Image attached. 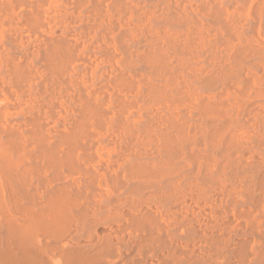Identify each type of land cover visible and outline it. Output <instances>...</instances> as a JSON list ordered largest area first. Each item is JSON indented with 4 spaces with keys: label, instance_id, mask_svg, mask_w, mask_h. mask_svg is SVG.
Instances as JSON below:
<instances>
[{
    "label": "bare ground",
    "instance_id": "1",
    "mask_svg": "<svg viewBox=\"0 0 264 264\" xmlns=\"http://www.w3.org/2000/svg\"><path fill=\"white\" fill-rule=\"evenodd\" d=\"M59 211L150 241L166 214L173 264H264V0H0V264H102Z\"/></svg>",
    "mask_w": 264,
    "mask_h": 264
},
{
    "label": "rangeland",
    "instance_id": "2",
    "mask_svg": "<svg viewBox=\"0 0 264 264\" xmlns=\"http://www.w3.org/2000/svg\"><path fill=\"white\" fill-rule=\"evenodd\" d=\"M10 212H11V213H10L11 215H14L12 211H10ZM72 212H73V211H72ZM75 212H80V213L82 212V214H83L82 219L84 218V219L87 220V221L89 220L88 222H89L90 224H89L87 221H84V220H83L82 223H81L76 217L73 216V220H72V222H71V226H72V227H70L71 236H72V234H73V236H74L73 238L79 237V236H81V234L83 235V232H84V233H85V231L89 232V230L91 229L90 232H89V233H90L89 236H87L86 234H85V235H86L87 237L90 238L91 232H92V234H95V237H93L94 235H93V236L91 235V236H92V239H95V241H94V240L92 241V244H93V242H98V243H99V241L102 243V241L105 242L106 240H107V242H105V243H108L109 241H110V243L112 242L111 245H112V246L114 245V246H113V249H114V255H113V256H115V255H116V256H115L114 258H113V257H112V258L109 257V258H107L108 260H109L110 258H111L112 260H114V261H118V260H116V259H118V258L120 259L121 255H122L121 253H123V251H119V250H123V249H121V247L123 248V245H124V244H123L124 241L122 240V237H123V236L125 237V235L127 234L128 231H129V233H128L129 235H127V236L132 238V243L135 241V242H134V245H135V246H138V248H139V240H138V243H136V242H137L136 239H135V240L133 239L134 234H135V235L140 234V235H138V236H141V237L143 238L142 241L140 240V241H141L140 243H144V244H146V243L148 242L147 245H143V244L140 245V249L134 247V245H133V247H134V249H135V251H134L135 258H137L138 260H141V259H142L143 261L145 260V262H146V261H150V263L155 264V261H154V260H156V258H157L156 261L159 260L158 262H160V263H158V264H161L162 262H165V261H163V260H165V259H164L162 256H164V255L170 253L169 251L165 250V248H163V249H164V250H163V249H162V246H161V243H160L161 241H163V239H165V240H168V238L171 239V232H169V231H172V228L174 227V224H173L172 220H170V218H168V216H167L165 213H164L165 215L161 214L163 217L160 216V217H159L160 219H158L159 225L162 224L161 222H163L164 224H162V226L159 228V230L156 231V234H155L156 237H158V236H159V237H160V236H163V237L161 238V241L159 240L160 242H159L157 239H155L156 241H158V243L156 242V243L153 244V242H155V240H154V241H150V238H148L149 236L146 235V232H145V231L138 230L137 232H139V233H137V232H136V229H137V228H136V229H133V225H132V227L130 228V229H132V231L129 230V229L127 228V227H128V223H127V222L130 221V220L132 221V219H131L132 217H131V216H130V217L128 216V214L131 215V213H130L131 211H122L123 213L120 211V214L118 213L119 216L117 215V213H116L115 211H96V213H97V212H98V213L101 212V213H100L101 215H100V214H97V216H98L99 218L102 217V216H103V217L106 216V213H108V212H109L110 215H112L113 213H115V215H117L119 218H120V215H121L122 220H121V219H120V220H121L122 222L119 221L120 224L123 223V220H126L124 217H126V214L128 213L127 216H128V218H129L130 220H128V221L126 220V221H125V222H126L125 224L123 223V225H126V224H127V225H126V228H127L126 231H123V227H124V226H123L122 224H121V225L118 224V220H119V219L117 218V216H116V217L113 216L114 214H113L110 218L113 219L112 217H115V219L110 220V218H108L110 221L107 220L108 225L105 226L106 228L104 227V229H103V228H101V227L104 226V223L106 222V218L108 217V214H107V217H104V218H105V219H103V220H105V222H104L103 220H101L102 218H101V219H98V217L95 215L96 213H95L94 211H92V212H94V214L91 213L90 211H88V212H86V211H85V212H83V211H74V213H75ZM118 212H119V211H118ZM125 212H126V213H125ZM103 213H104V215H103ZM10 214H9V212H7V214L5 213L6 216H9ZM91 214H92V215H91ZM89 215H90L91 217H90ZM99 215H100V216H99ZM123 215H124V216H123ZM92 216H93V217H92ZM95 216H96V217H95ZM166 216H167V218H166ZM88 217L91 218V219H93V221H91V219H89ZM161 217H162V219H163L164 221H161ZM75 219H76V220H75ZM116 219H118V220H116ZM94 220L97 221V222H99V223H98V224H97V222L95 223ZM159 220H160L161 222H160ZM165 220H166L167 222H166ZM73 221H74V222H73ZM90 221H91V222H90ZM100 221H101V222L103 221L104 223L101 224ZM108 221H109V222H108ZM111 221H113V222L116 221L117 223H113V224H112ZM170 221H171L172 223H171ZM85 222H87L89 225H88L87 223H85ZM93 222L95 223L94 225H95L96 227L93 226V224H92ZM109 223H111L112 226H111V224H110V226H109ZM130 223H131V222H130ZM170 223H171L172 225H171ZM79 224H80V226L82 225V227H80ZM100 224L103 225V226H100ZM115 224H118V227H117ZM132 224H133V221H132ZM91 225H92V227H93L95 230L92 229V228H90ZM98 225H99L100 227H99ZM105 225H106V223H105ZM163 225H166L165 227H167V228H165ZM75 226H78V230H77L78 232L75 230V229H77V227H75ZM86 226H87V227H86ZM97 226H98V227H97ZM108 226L111 227V228L109 229V231L112 230V228H113V229L115 230V233H114L113 230L110 231L111 233H109V232H108V228H109ZM115 226H116V228H115ZM119 226H120V227L123 226L122 229H120ZM79 227H80V229L83 228V227H84V228H88V229L90 228V229L88 230V229H84V228H83V229L80 231ZM74 228H75V229H74ZM99 228H100V231H99ZM134 228H135V227H134ZM168 228H169V229H168ZM170 228H171V229H170ZM117 229H118V230H117ZM161 229H162L163 231H162ZM164 229H165V231H164ZM166 229H167L168 231H167ZM93 230H94V232H93ZM97 230H98L99 232H101V233H99ZM104 230H106L107 233H106ZM116 230H117V231H116ZM120 230H121L122 232H121ZM133 230H135V232H134ZM160 230H161V231H160ZM36 231H37V230H36ZM72 231H73L74 233H73ZM166 231H167V232H166ZM76 232L79 233V234L76 235V234H77ZM96 232H97V233H96ZM112 232H113L114 234H112ZM117 232H118V234H120L121 236L123 235V236H122V237L120 236V238H118V237H119L118 234L116 235ZM119 232H121L122 234L119 233ZM123 232L126 233V234H123ZM132 232H133L134 234H132ZM140 232H141V233H140ZM160 232H161V233H160ZM165 232L168 234V236L170 235V237L167 236V237L165 238V237H164V236H166V233H165ZM98 233H99V234H98ZM105 233H106L107 235H106ZM130 233H131V234H130ZM37 234H39V233L37 232ZM74 234H75V235H74ZM87 234H88V233H87ZM109 234H110V235H109ZM144 234H145V235H144ZM163 234H165V235H163ZM39 235H40V234H39ZM85 235L82 237V239L80 238L81 241H82L83 239H84V240H85V239L87 240V238L85 237ZM96 235H97L102 241H101ZM99 235H100V236H99ZM101 235H103V236L106 235L108 238L105 236L107 239L104 237V239H105V241H104V240H103V236L101 237ZM108 235H109V236H108ZM111 235H113V238L117 236L116 238H117L118 240L120 239L119 241L117 240L118 243H117V242H113V241H115L116 239L113 240V241L111 240V239H112V237H110ZM132 235H133V237H132ZM40 236H41V235H40ZM40 236H39V237H40ZM127 236H126V237H127ZM39 237H38V238H39ZM124 237H123V238H124ZM128 237H127V241L125 242L126 245H127V243H128ZM144 237H145V239H144ZM146 237H147V238H146ZM96 238H98L99 241H98V239L96 240ZM109 238H111V239L109 240ZM131 238H130V239H131ZM78 239H79V238L74 239V240L72 239L73 243L75 242V240L77 241ZM92 239H91V240H92ZM170 239H169V240H170ZM84 240H83L82 242H80V240H78L77 243H78V242H79V243L77 244V243L75 242L74 246H77V245H78V247H81V246L83 247L84 245H86V246H85L86 249H88V250L90 249L89 252H91V251L93 250V248H94V251L96 252L97 249H100L101 246H103V243H102L101 246H100L98 243H97V244L94 243L95 245H94V244H93V245H94V246H97V249H95L94 246H92V248H90V246L92 245V244L90 243L91 240H90V242H89V241L86 242V240H85V241H84ZM88 240H89V239H88ZM133 240H134V241H133ZM68 241H69V240H68ZM146 241H147V242H146ZM83 242H84V243H83ZM120 242H122V246H121V243H120ZM43 243H44V241H43ZM69 243L71 244L72 242L70 241ZM73 243H72L71 245H73ZM89 243H90L91 245H90ZM116 243H117L118 246L116 245ZM135 243H136V244H135ZM150 243L153 244V246H152V244H151L152 248H151V246L149 245ZM81 244H82V245H81ZM119 244H120V246H119ZM137 244H138V245H137ZM80 245H81V246H80ZM87 245H90V246L87 247ZM115 245H116V246H115ZM158 245H159V248H161V250H160L159 248H158L159 250H157V246H158ZM98 246H100V248H99ZM143 246H144V247H143ZM146 246H148V248H147ZM85 247H83V248H85ZM117 247H119V248H117ZM142 247H143V249H141ZM155 248H156V249H155ZM115 249H116L117 251H115ZM151 249H152V250H151ZM154 249H155V250H154ZM138 250H140V251H138ZM148 250H149V251H148ZM162 250H163V252H164V251H167V252H164V253L161 252V253H160V251H162ZM137 251H138V252H137ZM141 251H143V253H142ZM145 251H146V253H147V252H148V253H147V254H144ZM154 251H155V252H154ZM157 251H158V252H157ZM48 252H49V251H48ZM48 252H47V253H48ZM92 252H93V251H92ZM95 252H93V253H95ZM151 252H153V253L151 254ZM156 252H157V254H154V253H156ZM117 253H118L120 256H119ZM140 253H141V255L143 254V255H142L143 257L140 255ZM158 253H160L162 256H161L160 254H158ZM48 254H50V256L48 255V258H53L52 253L49 252ZM149 254H151V255H149ZM154 255H155V256H154ZM158 255H159V256H158ZM170 255H171V253L168 254V255H166V258L168 259ZM140 256H141L142 258H141ZM157 256H158L159 258H158ZM167 256H168V257H167ZM103 257H104V256H103ZM103 257H101V256L98 257V256H97V258H99L100 261L106 259V257H104V258H103ZM138 257H139V258H138ZM150 257L153 258V259H151ZM160 257H161V258H160ZM164 257H165V256H164ZM171 258H172V257L170 256V259H171ZM111 259H110V260H111ZM137 259H135V260H137ZM161 259H162V262L160 261ZM167 259H166V260H167ZM110 260H109V261H110ZM168 260H169V259H168ZM151 261H154V262H151ZM169 261H170V262H169ZM169 261H168V262L166 261L165 263H162V264H167V263H168V264H170V263L173 264L172 259L169 260ZM33 263H34V262H33ZM33 263L30 262L29 264H33ZM156 263H157V262H156ZM34 264H35V263H34Z\"/></svg>",
    "mask_w": 264,
    "mask_h": 264
},
{
    "label": "crops",
    "instance_id": "3",
    "mask_svg": "<svg viewBox=\"0 0 264 264\" xmlns=\"http://www.w3.org/2000/svg\"><path fill=\"white\" fill-rule=\"evenodd\" d=\"M12 212H13V211H12ZM16 212H17V211H16ZM16 212H15V213H16ZM19 212L22 213V215H21ZM37 212L39 213V212H41V211H36V213H37ZM50 212H51V213H50ZM50 212L48 213V211H47L48 214H47V213L45 214V212H44V215H43V214H42V215H43V216H46V215L48 216L49 214L51 215L52 212H54V211H50ZM59 212H60L61 216H65V217H68V218H69L68 221H69L70 223H69V222H68V223H69V227H71V222H72V220H73V215H72L73 212H72V211H68V213H67L66 211H62V213H61V211H59ZM65 212H66V215H65ZM70 212H71V213H70ZM13 213H14V212H13ZM15 213H14V215H15L16 219L19 218V219L17 220V221H19V222H18L19 224H21V223L23 224V221H26V223H24V226H25V224H27V223L30 224L31 222H32V223H31V226L34 225V223H35V221H34L35 218L33 219V221H34V223H33V221L31 220L32 218L30 219V216H29V220H30V222H28V219L26 218V217H28V214H26L27 216L24 214V213H27V211H26V212H25V211H23V212L18 211V212H17V213L20 214V215L18 214L19 216H22V217L26 218V219H22L23 221L20 220V217H18V216L16 215L17 213H16V214H15ZM28 213H29V211H28ZM30 213H33V211H31ZM34 213H35V211H34ZM41 213H42V212H41ZM57 213H58V212H57ZM69 213H70V214H69ZM77 213L80 214V212H75V213H74V214H75L74 217L76 216L77 219L79 218L78 220H80V221L82 220V221H83V219H82L83 214L81 213V215H78ZM39 214H40V213H39ZM50 215L48 216L49 218H50ZM11 216H12V215H10V217H11ZM47 216H46V217H47ZM13 217H14V216H13ZM48 217H47V219H49ZM8 218H9V216H8ZM11 218H12V217H11ZM14 219H15V218H14ZM82 221H81V222H82ZM20 222H21V223H20ZM129 222H130V221H129ZM22 224H21V225H22ZM128 225L131 226L132 224H128ZM22 226H23V225H22ZM24 226H23V227H24ZM133 226H134V225H133ZM23 227H22V228H23ZM34 227H36V226H34ZM34 227L32 226L31 228H32L33 231L35 232L36 229H34ZM69 227L67 228V230L69 229ZM124 227H125V229H126V226H124ZM31 228H30V229H31ZM36 228H37V227H36ZM130 228H131V227L128 226V229H129V230H130ZM133 228H134V227H133ZM32 229H31V233H33V235H34L35 233L32 231ZM37 229H38L37 231H39V234L41 235V234H42V231L39 230V228H37ZM124 231H125V230H124ZM40 232H41V233H40ZM65 232H66V235H65V236H69V237H65V242L62 241L60 244L62 245V244H64V243H66L67 246H71V245H69L70 243H68V242H69L68 240H70V239L72 238V236H71V232H69V230H68L69 233H68L67 231H65ZM85 234H87V231H85ZM85 234H84V235H85ZM36 235H37V233H36ZM40 235H39V236H40ZM84 235H83V236H84ZM34 236H35V235H34ZM41 236L44 237L43 234H42ZM41 236H40V237H41ZM35 237H36L37 241H40L41 243L44 241V243H42V245L45 244V243H47V245L49 244L50 246H51V245H52V246H53V245H54V246L56 245L55 242L53 243V241H52V243H51V240L49 241L47 238H46V239H47V240H46V239H44L43 237H42L43 239H42V238L39 239V238H37V236H35ZM63 238H64V237H63ZM77 238H82V236H81V237L79 236V237H77ZM124 238H125V237H124ZM67 239H68V240H67ZM75 239H76V238H75ZM71 240H72V239H71ZM71 240H70V241H71ZM37 241L34 240V242H37ZM123 241H124V243H125L126 238L123 239ZM130 242H132V241L129 240V238H128V243H130ZM128 243H127V244H128ZM106 244H108V243H105L104 246L101 247L102 249H98V250L95 252L97 256H98V255H101V256L106 257V259H105V260H102V261H99L98 259H96L97 256L95 257V253L92 254V252H89L88 255H89L90 257H89L88 255H87V256L90 258V260H91V258H92V261H94V260L96 259L97 262H102V264H103V263H104V264H122V262H123V264H125V263H126V264H131L133 261L129 260V258H131V259H133V260L135 259V256H134V258H132L133 255H134V248H132L133 246H132L131 244H128V245H127V247H129V245L132 246L131 249H130V247H129V249H130V251L128 250V251L130 252V254H129V252L127 251L128 248L125 247V246H126V243H125L124 246H123V248H125L127 256L125 257L124 255H126V254L123 252L124 254H122V257H121L122 260H119V262H118V261H114V260H110V261H109V260L107 259V257H110V256L113 257V253H114V252L112 253L111 251H113L114 249H113V246H112L111 244H110V245H111L110 248H109L110 245L105 246ZM49 245L47 246V248L49 247ZM54 246H53V247H54ZM106 247H108L109 249L106 248ZM104 248H106V249H104ZM48 249H49V248H48ZM84 249H85V250H84ZM84 249H83V248H80L81 251H82V250H84V251H86V252L88 251V249H87V250H86V248H84ZM111 249H112V250H111ZM132 249H133V253H132ZM99 250H100V251H101V250H105V252L103 251V253H100ZM106 250L108 251V254H107V251H106ZM110 250H111V251H110ZM125 250H123V251H125ZM48 251H49V250H48ZM50 251H51V248H50ZM82 252H83V251H82ZM86 252H85V253L83 252V253H84V254H83V259L85 260L84 262L87 261V260H86L87 256L85 255ZM101 252H102V251H101ZM110 252L112 253V255H111ZM127 252H128V253H127ZM50 253H52V256H53L52 259H53V260H57V259H58V255H57V253L54 252L53 249H52V251H51ZM104 253H105L106 256H105V255H102V254H104ZM131 254H132V256H131ZM55 255H56V257H55ZM92 255H93V256H92ZM107 255H108V256H107ZM109 255H110V256H109ZM128 255H129V256H128ZM91 256H92V257H91ZM127 257H129V258H127ZM93 258H95V259L93 260ZM123 258H126V259H123ZM96 260H95V261H96ZM125 260H126V261H125ZM82 261H83V260H82ZM124 261H125V262H124ZM130 261H131V263H130ZM127 262H128V263H127ZM100 264H101V263H100ZM133 264H135V263H133Z\"/></svg>",
    "mask_w": 264,
    "mask_h": 264
}]
</instances>
